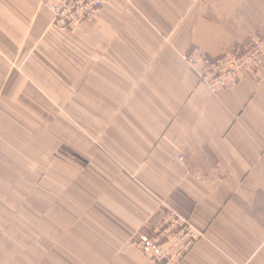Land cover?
Here are the masks:
<instances>
[{
    "label": "crops",
    "instance_id": "0c3cea01",
    "mask_svg": "<svg viewBox=\"0 0 264 264\" xmlns=\"http://www.w3.org/2000/svg\"><path fill=\"white\" fill-rule=\"evenodd\" d=\"M39 1L0 0V38L32 50L31 80L3 91L41 127L55 96L69 133L55 149L48 133H0V253L23 235L40 264H160L134 240L173 211L198 236L179 264H264V59L258 77L213 93L181 58L242 50L264 33V0H107L56 43L55 68ZM22 183L40 192L18 215Z\"/></svg>",
    "mask_w": 264,
    "mask_h": 264
},
{
    "label": "built area",
    "instance_id": "2783aa9c",
    "mask_svg": "<svg viewBox=\"0 0 264 264\" xmlns=\"http://www.w3.org/2000/svg\"><path fill=\"white\" fill-rule=\"evenodd\" d=\"M106 3L107 0H41L40 6L51 14V27L76 31L88 26ZM181 58L211 92L232 88L246 78L258 77L264 59V33L234 54L209 60L193 50ZM197 238L191 225L172 211L160 229L144 228L134 242L154 263L179 264Z\"/></svg>",
    "mask_w": 264,
    "mask_h": 264
},
{
    "label": "rangeland",
    "instance_id": "374dc122",
    "mask_svg": "<svg viewBox=\"0 0 264 264\" xmlns=\"http://www.w3.org/2000/svg\"><path fill=\"white\" fill-rule=\"evenodd\" d=\"M39 0H33L34 9L38 7ZM41 1V0H40ZM39 1V6H40ZM41 8V7H40ZM51 17V14H50ZM52 18V17H51ZM52 21V19H51ZM51 23V22H50ZM34 22L33 20L29 21L28 26H32ZM27 28L25 29V36H39L38 32H35L33 29ZM29 29V31H28ZM34 31V32H33ZM79 32L76 31H67L62 29L53 28L49 25V27L41 33L45 38L52 40L53 44L50 42L49 44V52L48 55L45 54L46 58L49 60L48 64L50 68H55L56 63V54H57V42L59 40H70L72 38V34ZM40 34V35H41ZM1 50H0V133L2 135V139H8L9 135L18 134L24 136V134L28 136H38L41 133H48L50 147L55 149L56 141L58 137L62 134H68L69 130L67 126L63 124H58L56 116V101L54 98H50V101H54L51 105H49L48 109V124L45 121L41 127L40 114L33 113L34 118L31 121V113L28 111L23 104L20 103L22 98L19 101H15L13 95L14 93L4 92V86L7 88L13 84H21L25 81V79L31 80L30 74L25 73V69L28 67L30 61L26 60V56L32 52V50L26 48L25 41L28 43V40H20L23 42L22 44H18L17 40L10 38L6 32L2 31L1 34ZM35 50L38 52L41 51L40 45L35 46ZM36 62V61H35ZM38 66V71L40 70V61L36 62ZM40 73V72H38ZM33 78V76H32ZM22 94L21 96H23ZM55 95V94H54ZM25 120L28 123H24ZM15 128V129H14ZM48 128V129H47ZM60 143V142H59ZM61 145V144H60ZM18 186L17 190V213L22 214L25 210V200L24 198H29L32 196L31 193L36 191L40 192L39 187H32L30 189ZM36 198L35 196H33ZM33 199V198H32ZM22 227L18 224V234H22L24 232ZM25 237L23 235L17 236L16 247L18 249L17 253L10 252H1L0 253V264H40V253L39 250L36 253H26L25 251H20L19 249H24Z\"/></svg>",
    "mask_w": 264,
    "mask_h": 264
}]
</instances>
